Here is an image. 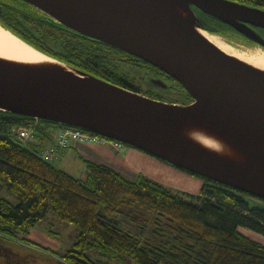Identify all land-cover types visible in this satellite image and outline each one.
I'll return each instance as SVG.
<instances>
[{"label":"water","instance_id":"obj_1","mask_svg":"<svg viewBox=\"0 0 264 264\" xmlns=\"http://www.w3.org/2000/svg\"><path fill=\"white\" fill-rule=\"evenodd\" d=\"M19 1L81 36L159 68L194 101L185 105L154 100L77 69L90 80L0 62V103L15 109L0 111L131 146L191 176L264 200V177L228 164L172 129L186 118L208 122L240 141L264 164L263 73L224 53L172 10L160 8L159 0H151L148 7L129 0ZM206 1L212 7L200 0L178 4L199 29L210 33L204 28L205 17H212L264 49V37L256 30L264 29V9L228 0ZM151 83L168 87L159 79Z\"/></svg>","mask_w":264,"mask_h":264},{"label":"trees","instance_id":"obj_2","mask_svg":"<svg viewBox=\"0 0 264 264\" xmlns=\"http://www.w3.org/2000/svg\"><path fill=\"white\" fill-rule=\"evenodd\" d=\"M228 1L264 9V0ZM0 6V25L37 51L86 74L168 102L163 94L129 82L116 64L132 65L129 59L134 58L166 75L159 68L81 36L22 1L0 0ZM205 18L204 28L210 33L232 44H254L222 21ZM256 30L264 37V29ZM187 100L193 99L189 95ZM169 102L180 104L175 98ZM56 126L66 127L0 111V193L5 190L11 196L0 197V235L16 238L28 233L51 209L58 219L80 230L75 248L61 256L71 264H98L85 254L87 247L97 248L117 264H123L125 257L135 264H264V245L240 231L243 227L264 235V206L251 207L248 194L202 178L197 195L180 194L144 175L130 180L106 164L86 160L90 187L83 182L89 177L77 179L55 167L54 161L43 160L42 150L29 143L37 131L41 138ZM20 128L30 129L28 139L14 133Z\"/></svg>","mask_w":264,"mask_h":264},{"label":"rangeland","instance_id":"obj_3","mask_svg":"<svg viewBox=\"0 0 264 264\" xmlns=\"http://www.w3.org/2000/svg\"><path fill=\"white\" fill-rule=\"evenodd\" d=\"M226 42L231 46L236 47L238 51H241L244 54H257L262 51L264 52L263 48L254 44H232L227 40ZM116 66L119 68L120 74L124 75L126 79L135 86L140 87L143 90L163 94L168 98V102L166 103H170L169 101L171 98L178 99L180 104L189 105L191 102V100H187L189 94L186 89L178 85L168 89L162 87V89L157 88L146 80L147 73L141 68L126 63H117ZM193 101L194 100H192V102ZM38 138H40V133L37 131L32 142H36ZM116 144L118 145V143ZM120 150V153H116L117 159L125 161L127 165L132 166L133 169L127 168L123 163H113L110 167L122 173L130 180H135L138 175H144L173 192L180 194L187 193L191 195H197L204 183L201 178L191 176L160 159L152 157L151 155L132 147L123 145ZM84 165L85 166L79 171H73L69 167H65V169L70 171L77 177V179L87 180L86 174L89 177V169L87 164ZM54 166L59 169L60 167L63 168L62 163L60 162L55 163ZM83 182L92 187L90 177L88 181ZM0 197L11 198L5 190L0 193ZM248 202L251 207L264 206V202L255 197H249ZM240 231L248 237L264 243V235L243 227L240 228ZM79 235V228L61 221L51 209H48L45 218L28 233L22 234L16 238L0 235V264H71L66 260H63L61 256H65L69 250L75 248ZM51 252H55L57 255H54ZM85 254L98 264H117L115 261L103 257L98 252L97 248L87 247L85 249ZM123 264H135V262L131 257H125Z\"/></svg>","mask_w":264,"mask_h":264},{"label":"bare ground","instance_id":"obj_4","mask_svg":"<svg viewBox=\"0 0 264 264\" xmlns=\"http://www.w3.org/2000/svg\"><path fill=\"white\" fill-rule=\"evenodd\" d=\"M129 1L147 7L151 4V0ZM200 1L202 4L212 7L206 0ZM158 5L162 9L172 10L178 17L190 23L202 36H204V38L227 55L264 74L263 51L257 54H244L238 51L236 47L227 44L220 37L199 29L192 15L180 8L178 0H159ZM0 62L32 71L75 76L82 80H90V77L87 75L37 51L1 25ZM0 109L15 110L3 103H0ZM172 129L188 142L220 158L228 164L260 177H264V164L260 159L250 152L240 141L220 128L205 121L186 118L174 123Z\"/></svg>","mask_w":264,"mask_h":264},{"label":"crops","instance_id":"obj_5","mask_svg":"<svg viewBox=\"0 0 264 264\" xmlns=\"http://www.w3.org/2000/svg\"><path fill=\"white\" fill-rule=\"evenodd\" d=\"M60 129H61L60 126L51 127L48 129V131L46 130L47 133H49L48 136L43 135L41 138H38L36 142H32V139L34 138L33 136L32 138H30L29 143L41 150L51 149L57 143V136ZM120 152H121L120 148L117 145H114V143L112 142L111 143L109 142L106 145L73 143L71 147L66 150L65 155L61 157L58 161H54V164L57 162L62 163L63 168L59 166L60 169L65 170L71 175L73 174L70 171L66 170L65 167H69L73 171L76 170L79 171L82 167L85 166L84 164H86L85 163L86 160H91L101 164H106L108 166H110L113 163L115 164L123 163L127 168L133 169V167L127 165L125 161H121L117 159L116 153H120ZM86 177H88L87 174ZM256 242L264 245V243H261L259 241Z\"/></svg>","mask_w":264,"mask_h":264},{"label":"built area","instance_id":"obj_6","mask_svg":"<svg viewBox=\"0 0 264 264\" xmlns=\"http://www.w3.org/2000/svg\"><path fill=\"white\" fill-rule=\"evenodd\" d=\"M14 133L22 140L28 139L32 132L30 129H18ZM110 141L100 136L85 132L80 129L65 127L60 129L57 136V144L54 148L45 149L39 152L40 157L45 161H58L65 155L67 149L71 147L73 143H87V144H99L106 145ZM114 145H117L114 143ZM119 148L123 145L118 144Z\"/></svg>","mask_w":264,"mask_h":264},{"label":"flooded vegetation","instance_id":"obj_7","mask_svg":"<svg viewBox=\"0 0 264 264\" xmlns=\"http://www.w3.org/2000/svg\"><path fill=\"white\" fill-rule=\"evenodd\" d=\"M2 11V6H0V13ZM124 60H128V59H124ZM130 64H132L133 66H137L138 68H141L142 70H144L145 73H147L146 75V80L154 86L153 83H151V81L153 79H159L161 80L164 84H166L168 87L170 86L171 88H173L174 86H176V83L173 82L169 77L168 75H164L162 72L158 71V70H155L153 68H150L147 64L141 62V61H138L136 59H132L130 58ZM127 62V61H126ZM145 79V78H143ZM155 87L157 88H161V87H158L155 85Z\"/></svg>","mask_w":264,"mask_h":264}]
</instances>
